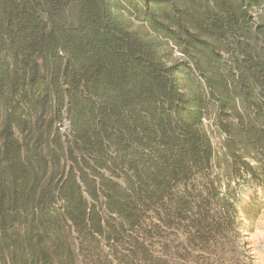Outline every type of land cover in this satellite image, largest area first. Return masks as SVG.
Masks as SVG:
<instances>
[{
  "label": "trees",
  "instance_id": "obj_1",
  "mask_svg": "<svg viewBox=\"0 0 264 264\" xmlns=\"http://www.w3.org/2000/svg\"><path fill=\"white\" fill-rule=\"evenodd\" d=\"M263 10L0 0V264H209L239 240V183L264 187Z\"/></svg>",
  "mask_w": 264,
  "mask_h": 264
},
{
  "label": "rangeland",
  "instance_id": "obj_2",
  "mask_svg": "<svg viewBox=\"0 0 264 264\" xmlns=\"http://www.w3.org/2000/svg\"><path fill=\"white\" fill-rule=\"evenodd\" d=\"M263 14L264 10L262 11ZM179 56L180 54L175 52L174 57L179 58ZM209 128L212 131L214 146L220 149L223 142L221 134L211 126ZM239 184L241 212L238 224L241 238L239 240L232 238L224 248H220L218 253L211 257L209 264H264V187L248 180L241 181ZM253 200L258 203L261 211L256 218H254V213L250 211V217L247 218L242 209Z\"/></svg>",
  "mask_w": 264,
  "mask_h": 264
}]
</instances>
